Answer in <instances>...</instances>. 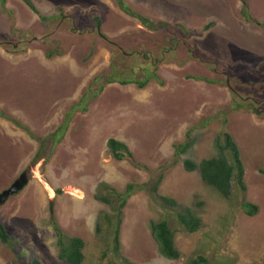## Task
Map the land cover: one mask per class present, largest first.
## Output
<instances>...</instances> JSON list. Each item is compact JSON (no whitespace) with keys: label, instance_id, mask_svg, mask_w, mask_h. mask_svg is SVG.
Instances as JSON below:
<instances>
[{"label":"rangeland","instance_id":"1","mask_svg":"<svg viewBox=\"0 0 264 264\" xmlns=\"http://www.w3.org/2000/svg\"><path fill=\"white\" fill-rule=\"evenodd\" d=\"M31 1L39 14L23 0H5V9L0 1V193L22 172L30 177L0 208V222L19 241L16 249L0 243V264H67L55 220L67 236L84 239V264H186L198 255L210 264H264V0L248 2L250 20L242 0H124L156 26L170 24L155 30L116 0ZM127 54L128 76L158 78L144 89L107 83L113 66H127ZM224 132L241 150L247 185L228 199L184 165L216 156ZM112 138L133 157L114 159ZM188 141L193 146L177 155ZM103 182L120 192L136 186L119 254L115 227L97 232L101 214H114L95 197ZM244 202L257 214L249 216ZM185 208L202 219L195 233L179 222ZM162 219L175 231L179 260L164 257L152 235V222Z\"/></svg>","mask_w":264,"mask_h":264},{"label":"trees","instance_id":"2","mask_svg":"<svg viewBox=\"0 0 264 264\" xmlns=\"http://www.w3.org/2000/svg\"><path fill=\"white\" fill-rule=\"evenodd\" d=\"M5 9L6 2L5 0H0ZM26 2L37 14H39L38 9L33 4L31 0H23ZM244 2V16L247 20L250 18L247 16L248 11L246 6H248V2L250 0H242ZM120 9L126 14L138 18L144 26L149 29L155 30L157 26L159 28H167L170 29V24L159 22L158 25L154 24L151 20L142 16L138 12H135L124 0H116ZM62 16V14H60ZM178 25V24H177ZM182 27V25H178ZM96 27L98 34L103 38H106L102 32V22L100 18H96ZM53 53H47L48 57H53ZM131 54H127L125 57V61L123 65L125 68L115 67L113 66V70L116 71L115 76H111L107 83H115L120 82L123 85L136 84L139 88H146L152 79L158 78L156 73H150L149 76L146 77L147 74L142 72L144 77L143 80L136 79L127 75V69L130 73L132 72V67L128 65L130 64ZM145 60H152L150 56L145 54ZM156 61L153 63L155 64ZM117 62L114 64L117 66ZM144 64V63H143ZM152 63L150 66L153 65ZM156 67V66H154ZM139 69V68H138ZM134 71V70H133ZM124 72V73H123ZM104 86H101L100 92L103 91ZM85 100V98H84ZM248 103H246L247 105ZM72 115H68L66 117L65 123L60 125L56 132L52 135V139L55 138V144L61 142L63 137L65 136ZM194 141H188L183 143L177 147L176 154L181 155L186 153L192 146ZM108 146L110 152L114 159L118 161H123L126 156L133 157V153L131 152L129 146L119 141L115 138H112L108 142ZM216 146L218 149V154L212 158L204 159L199 164L195 163L192 160H185L184 165L188 171H195L198 169L200 171L202 180L210 187L214 188L223 198H231L234 193V189L238 187V190L242 192L247 191V185L245 182V168L242 159L241 150L239 146L233 139V137L228 133H223L219 135L216 139ZM40 157L37 154L36 158ZM260 172L264 175V167L261 168ZM154 191H157V188H154ZM136 186L134 184H128L124 192L118 191L116 188L112 187L107 182H103L99 185L96 193V199L106 205L111 206L114 211L113 216L102 215L100 216L97 224V232L101 234L104 227H115L113 232V243L114 249L117 254L121 252V225L123 221L124 209L128 203V200L135 194ZM163 202L168 204L171 207L177 206V203L169 198L164 197ZM243 208L245 212L249 216H254L257 214L259 207L256 204L251 202H244ZM114 218V220H113ZM179 222L183 229L189 233H195L202 227V219L195 212H193L189 208H185L181 210L178 215ZM56 237H57V246L59 250V259L68 263V264H84L85 261V241L80 237H69L67 236L59 224L54 221L53 222ZM152 235L155 241L158 244L160 253L170 260H179L181 258V252L177 248L175 242V231L170 225L167 219H162L161 221H155L151 224ZM0 242L4 245L9 246L12 249H16L19 241L11 236L5 225L0 222ZM30 264H42L41 261L37 258H34ZM186 264H210L209 258L205 255H198L196 257H192L187 261Z\"/></svg>","mask_w":264,"mask_h":264},{"label":"water","instance_id":"3","mask_svg":"<svg viewBox=\"0 0 264 264\" xmlns=\"http://www.w3.org/2000/svg\"><path fill=\"white\" fill-rule=\"evenodd\" d=\"M30 178L28 171H24L14 183L2 193H0V206L3 205L10 197L19 194L29 184ZM53 203L51 204V207Z\"/></svg>","mask_w":264,"mask_h":264},{"label":"clouds","instance_id":"4","mask_svg":"<svg viewBox=\"0 0 264 264\" xmlns=\"http://www.w3.org/2000/svg\"><path fill=\"white\" fill-rule=\"evenodd\" d=\"M22 173H23V172H22ZM22 173H21V174H22ZM28 173H29V172H28ZM21 174H20V175H21ZM18 178H19V177H18ZM29 178H30V177H29ZM13 183H14V182H13ZM13 183H12V184H13ZM12 184H11V185H12ZM28 185H29V184H28ZM28 185H27V186H28ZM27 186H26V187H27ZM7 189H8V188H7ZM5 190H6V189H5ZM3 191H4V190H3ZM21 192H22V191H21ZM1 193H2V192H1ZM19 194H20V193H19ZM17 195H18V194H17ZM15 196H16V195H15ZM12 197H13V196H12ZM12 197H10V198H12ZM10 198H9V199H10ZM9 199H8V200H9ZM8 200H7V201H8ZM7 201H6V202H7ZM6 202H5V203H6ZM5 203H4V204H5ZM52 203H53V201L50 202V206H51ZM4 204L1 205L0 208H1L2 206H4ZM51 212H53V206L51 207ZM55 221H56V220H55ZM53 222H54V221H53ZM56 222H57V221H56ZM1 223H2V222H1ZM57 223H58V222H57ZM2 224H3V223H2ZM52 224H53V223H52ZM53 227H54V225H53ZM5 228H6V226H5ZM6 229H7V228H6ZM54 230H55V229H54ZM7 231H8V230H7ZM8 233H9V232H8ZM55 234H56V233H55ZM68 236H69V235H68ZM69 237H78V236H69ZM83 240H84V239H83ZM0 243H1V242H0ZM1 244H2V243H1ZM2 245H4V244H2ZM5 246H7V245H5ZM8 247H9V246H8ZM57 247H58V246H57ZM58 253H59V252H58ZM58 256H59V255H58ZM61 261H62V260H61ZM67 264H68V263H67Z\"/></svg>","mask_w":264,"mask_h":264}]
</instances>
